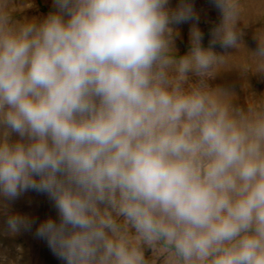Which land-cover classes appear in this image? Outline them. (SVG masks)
Masks as SVG:
<instances>
[{"label":"clouds","instance_id":"1","mask_svg":"<svg viewBox=\"0 0 264 264\" xmlns=\"http://www.w3.org/2000/svg\"><path fill=\"white\" fill-rule=\"evenodd\" d=\"M211 3L205 47L192 0H0V210L45 194L35 235L64 264H264V26L243 43L264 0ZM232 70L243 104L209 83Z\"/></svg>","mask_w":264,"mask_h":264},{"label":"rangeland","instance_id":"2","mask_svg":"<svg viewBox=\"0 0 264 264\" xmlns=\"http://www.w3.org/2000/svg\"><path fill=\"white\" fill-rule=\"evenodd\" d=\"M27 2H31L34 6L26 9L21 16L43 18L52 10V0H27ZM177 3L178 0H170L172 7H175ZM192 3L200 17L198 27L204 33L203 45L207 47L211 38L210 30L219 23V11L212 5L211 0H192ZM191 26L192 22L177 26L180 37L176 40V46L181 55L189 48V29ZM241 26L243 27V25ZM262 26L264 25L249 24L244 30L243 43L247 49L255 50L254 33L256 28ZM214 51L219 54L227 52L231 55H238L236 49L225 50L219 45L215 46ZM209 83L213 87L232 88L239 94V102L244 103L247 93L242 91L244 82L237 70L222 72ZM248 83L255 92L264 93V79L251 76L248 78ZM8 214L26 216L36 223L31 231L21 230L19 233L11 235L7 228ZM48 217L56 218V211L48 197L37 192L23 194L18 200L11 203L8 213L0 210V264H6V261H12L15 264H64L52 254L46 241L35 235L39 223ZM3 258H6V261Z\"/></svg>","mask_w":264,"mask_h":264}]
</instances>
